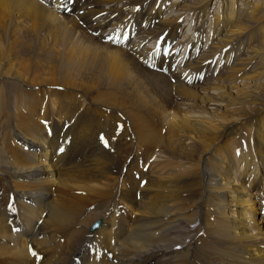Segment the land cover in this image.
<instances>
[{
    "label": "bare ground",
    "instance_id": "obj_1",
    "mask_svg": "<svg viewBox=\"0 0 264 264\" xmlns=\"http://www.w3.org/2000/svg\"><path fill=\"white\" fill-rule=\"evenodd\" d=\"M7 1L12 3V7L17 12L28 14L31 20L41 23V26L47 28L53 35L55 29L53 20H55L54 16L57 17L58 14L48 10L49 0H41V2H38L39 0ZM86 1L84 0L80 4L78 14V18L80 21L83 19L85 25L98 11L97 7L100 3H108L107 5L111 6L113 3L123 2V5L128 7L131 4L140 6L148 0H88V6H86ZM208 1L195 0L192 6L188 5L186 0L172 3L169 14L174 12L173 9H177L175 18L168 17L166 20L158 22L155 20L146 22V17L142 18L140 12L131 13L132 16L128 17L123 11H117L114 8L110 9L104 22L102 20L100 24L98 23L96 30L94 27V33L96 36L98 35L99 39L100 32L111 21H118L117 26L127 25L128 22H131L130 30L134 31L136 35L142 33L141 36L145 38L146 36L157 37L159 43L157 60L159 61H156L151 71L148 70L149 73L145 77L139 74L138 70H143L137 65L143 56L140 50L144 43L140 46L133 44L129 47L135 58L133 59L117 45L114 48H110V45L106 44L92 45L91 41H83V36L73 37L74 31L67 32L65 29L62 31L58 28H56V35L64 42L61 41L64 49L60 54L58 68H51L44 75L34 72L29 77V67L26 64L19 63L17 68H12L11 60H8L10 69L7 74L2 73L1 69L0 77L11 81L5 83L13 87L21 86L31 91H36V87L45 88L42 93L52 96L47 101L48 105L53 109H58L61 106L70 108L72 114L68 119L70 122L84 112H91L94 114L88 117L82 125L94 121L99 116L108 121L111 120L120 130L125 129L126 137H128L127 132H130L133 139L135 136L137 137L138 142L148 140L150 125L144 124L141 119L138 122L136 118H130L131 114L128 115L124 112L129 98L128 89L133 91V96L139 97L140 93L145 91L143 89L147 88V93L145 92V95L137 98L141 102L153 99L156 94L155 90L160 92L158 84L166 83L167 79L162 75L169 73L170 76H174L175 84L173 86L179 92L183 91L194 101L196 93L194 80L192 79L193 86L186 88L182 85V82L185 81L184 76L170 71L169 45L177 37L178 24L185 14H189L190 21L198 16L209 14L206 7ZM218 1L221 4V0ZM257 1L259 3L254 2L251 5L249 2H245V11H241L235 5L232 11L230 9L228 17L221 14L220 17L214 19L216 26L222 28V38L220 40L218 38L217 44L212 48L219 50L227 46L228 49L230 47L232 49L235 42L243 40L244 36L249 33L247 30L257 29L260 21L264 19V0ZM54 5L56 6L55 3ZM140 20H145L142 22L143 25L138 22ZM68 23L74 28L76 27L72 20L69 19ZM203 24L201 23L200 28L196 29V46L202 39ZM56 35L54 36L56 37ZM115 40L116 38L113 43H121V39ZM181 43H178V46ZM260 47L264 50V44H261ZM101 51L103 53L99 54ZM259 51L257 50L256 53ZM175 53L177 57L178 52L175 51ZM103 54L104 57L108 54L112 58L105 59L102 57ZM99 56L101 57L98 58ZM4 57L9 56L0 50V63L4 61ZM101 60L100 67H95ZM238 62L233 65L234 71H240L241 67L239 68V66L245 65L247 61L241 59L239 66ZM92 67L95 69L91 72ZM187 67L195 70L196 73L204 69V60L193 58L191 63L186 65L188 70ZM254 74L252 73L253 76L256 75ZM142 80L146 87L144 84L142 85ZM195 81H197L195 82L197 85V78ZM21 87L20 89H22ZM48 88L70 91L75 98L72 99V96L67 94L62 95L61 92H50ZM253 88L256 89V92L250 90L247 93L243 88H237L234 96L227 90L223 91L221 100L229 102L236 113L228 115L222 110L220 116L227 115L224 118L219 117V123L185 120L184 124L179 121L176 123L172 121L168 124L162 147L166 148L168 144L171 155L164 157L160 153L159 155L154 153L158 155L157 158H154L160 159L158 162L164 159L174 160L181 172L180 175H146L141 180L138 176L134 178L131 176L129 168L136 164V160L130 154L128 157L131 156L132 159L127 157L124 160L125 163H121L120 167L116 165L120 169L123 167L126 169L124 175L121 174L122 176L118 171L116 173L121 178L118 180V184L121 185L113 191V197L111 196L109 199L102 196L101 191L99 192L101 195L99 197H103L100 198V212H94L90 217L87 216L89 218L85 216L87 219H81L80 211L78 212L79 217L76 218L75 211H73L68 213V220L62 215L64 208L68 211L75 210L76 207H80L82 198L64 195L65 189L68 188L65 181H68L74 189L81 188L82 191L89 192L94 189V186L87 187L85 181L87 183L95 182L96 176H101L100 170L90 168L92 162L89 163L90 167L86 165L90 169L81 171L80 174L70 173L71 170L64 172L58 168L57 163L64 162L67 157H70L61 156L64 136L54 143L53 148L47 147L50 142L48 141L49 137L43 135L45 126H28L23 116L17 113V109L20 107L19 102L16 99L7 100V95H4L6 106L9 108L8 113L5 114L7 119L5 125H8L6 126L9 129L8 132L11 135L14 133L15 139L21 143L24 149L32 151L26 152L28 161L18 160L19 166H14L17 162L14 160L15 162L12 161V163L11 160L7 161L8 159L3 157L5 153H1L4 150L0 144V185L4 178L7 179L6 182H11L13 189L7 190V194L14 195L11 199L13 204L10 209H18L22 221L20 233L17 237H13L10 229L6 227L7 225L5 226L8 209L4 204L7 203V200L2 201L4 204L0 203V264H264V91L261 87L253 86ZM40 89L38 88V91ZM38 91L33 93L34 95H30L33 99L30 101L31 103L29 102V107L34 111L38 107L37 112H34L36 115H39L41 107V101H38V96H40ZM112 96L113 99L117 97L116 104H112ZM166 96L169 98L168 94ZM248 99H250L249 104L253 105L250 108L243 105ZM165 104L168 106V101ZM113 115L115 116L113 117ZM194 117L196 116H191V118ZM13 120H16V124L10 126ZM241 121L246 122L247 125L242 131H239L236 135L237 138H234L239 142L236 145L232 143L223 152L215 150L221 144L220 141L228 136L226 132L233 130ZM235 134L236 130L232 131L229 136H235ZM173 136H176L177 141L179 138V150L169 144ZM186 136L188 142L184 143L182 138ZM230 138L228 137L227 141ZM38 151L39 156L37 155ZM137 166L135 165V167ZM240 166H247L248 173H240ZM87 170L89 172L85 173ZM20 179H27L28 182L21 183ZM142 183L147 185L144 186ZM119 191L124 192L123 197L129 203L135 217L132 216L133 219L125 221L126 223H117L119 217H116L115 207L110 205L113 198L120 193ZM1 192L0 187V198ZM176 204L183 205L184 211L175 210ZM226 209H230L232 214H228ZM46 210L49 211V216L47 215V219L40 226L41 222L37 223L36 220ZM187 214L190 215L187 216ZM97 221L100 222V227L91 231V227ZM45 228L58 231L59 234L62 233L68 237L71 244L70 249L61 253V257L53 258L52 252H46L48 248L39 249V244L35 243L32 244L35 250L26 249L24 244L26 240L23 238L32 237L34 233L42 229L45 230ZM11 229L16 230L15 227H11ZM10 242L12 245L8 246ZM51 245L53 244H49V248H52ZM46 253L47 255H45ZM29 257H34L35 262L33 263L34 259Z\"/></svg>",
    "mask_w": 264,
    "mask_h": 264
},
{
    "label": "rangeland",
    "instance_id": "obj_2",
    "mask_svg": "<svg viewBox=\"0 0 264 264\" xmlns=\"http://www.w3.org/2000/svg\"><path fill=\"white\" fill-rule=\"evenodd\" d=\"M82 1L84 0H54V3L56 4L55 6L52 0H49L47 6V8L49 7L48 10L50 12L53 11V13L59 15V16L57 15V17L54 16L55 20H53V25L55 26V29L52 35V33L47 28L41 26V23L31 20L30 19L31 17H29L28 14L24 15L22 14V12L19 11L17 12V10L14 7H12L11 2H8L7 0H0V50L2 51V53L7 54L9 56V57H4L5 58L4 61L0 63V65L3 64L0 67V70L2 69L1 70L2 73L7 74V71H9L8 69L10 68L8 65L10 60H11L10 66L12 68H17V65L19 63L26 64V66L29 67L28 70L29 77H31L34 72L35 74L40 73L44 75V73L46 74L49 71V69L58 68L59 58H61L60 54L64 49V45L61 44L62 38H59L56 35V28H58V29H62V31L65 29V31L67 30V32L74 31L73 37L76 36L75 38H80L81 36H83V41L85 42L91 41L90 43H92V45L101 46L106 44L108 46L110 45L109 46L110 48H114V46L117 45V47L121 48L123 51H126L127 55L132 57L133 59L135 58L133 57V54H131L129 47H131L133 44L135 46L136 44L140 46L144 43V45L141 46V50H140L143 56L142 59L138 61L137 65L139 66V68L143 70L141 71L139 69L138 70L139 74L145 77L149 73L148 70L151 71L156 61H158L157 60L158 48L155 49V51L153 50L156 47L155 39H151L147 44L148 48L151 49L144 51L143 49L146 44V39L144 40V42L138 43L140 41L139 38L142 35V33L141 35L137 34L138 35L137 36L135 32L132 31L129 37L125 35V37L121 36L122 38L121 37L118 38V36L112 34L111 38L109 40H106L104 37L105 29H106L105 34L107 36H109V32L112 29H113V33H117L115 27L111 25V23L116 21L110 22V24L100 32V39L98 35L96 36V33H94V27L96 30L97 26L102 22V20L104 22V20L107 18L110 9L113 10L114 8L117 9V11L120 10L123 11V13H125V15H127L128 17L132 16V14L136 12H140L142 18L145 19L146 17V22H148L149 20H155L156 22H158L164 19L166 20L168 17L175 18L174 15L176 14L175 11H177V9H173L174 12L169 14L172 9L171 4L175 2H182V0H148L146 3L140 6L131 4L128 5V7L127 6L125 7L123 5L124 4L123 2H116L111 4V6H109L110 4L107 5L108 3H100L99 4L100 7L99 6L97 7L98 11L91 16L90 20L85 25L83 19H81L80 21V19L78 18V14L80 10L79 7ZM194 2L195 0H186V3L190 6L194 5ZM245 2H249L250 5L254 2L259 3L257 0H243V2H241V0H221V4H220V1L218 0H209L206 4L207 12L209 14L204 16H198L191 21L189 14H185L182 17V19H180V22L178 24V31H177L178 34L177 37L174 39L175 41H173L172 44L173 49L169 51V54H171V57L169 56L171 59L170 63H171V67L176 64L174 66L175 68H181L180 59L179 57L178 58L176 57L175 51L179 53L180 48H182V50H185L186 47L188 46V43L191 47H193L192 55L193 56L195 55L193 58L204 60V69L199 70L196 73L194 72L195 79L197 78V80L200 82L197 83V85L194 83V87H196L194 88V90L196 91V93L194 94V101L193 99L185 95L183 91L181 93L178 91V89L175 86H173L175 84L174 76H170L169 73L162 75L167 79L165 80L164 78L166 83L164 85L158 84V86L160 85L159 86L160 92L158 93V91L155 90L156 91L155 96L152 94L155 97V98L153 97V99H146L144 102H141L140 99H138L143 94L145 95L147 93L148 91L147 88L143 89L145 91L140 93L139 97L133 96L134 95L133 91L128 89L129 98L127 99L128 101L127 105L124 107L126 109L124 112L128 113V115L131 114L133 116V117L131 116L130 118L133 119L136 118L138 122L139 119H141V121L144 124L150 125L148 129V140L138 142L137 137L134 134L136 142L135 139L132 140L133 142H128L127 141L128 137H126L125 129H122L124 131H120V128L116 127L111 120L108 121L99 116L94 121L82 125L83 122L87 121L88 117L94 114L91 112L88 113L84 112L80 114L78 118H75L72 122H70L68 120L72 115L70 108H68L67 106H61L58 109L57 108L53 109L50 105H48L47 102L49 101V98L52 96L42 93V91H44L45 88L40 89V87H36L37 89L36 91H38V88L40 89L38 91L40 93V96H38V101L39 102L41 101L39 115H36L34 114V112H37L38 107L36 108V111H34V109L29 107L30 105L29 102L33 99V97L30 95H34L33 93H35L36 91L27 90L26 88L21 86H16V87L10 86V84L5 82H11V81L0 77V144L3 146V150H4L1 151V153L2 154L5 153L4 154L5 156L3 155L2 156L4 158L6 157L5 159L6 160L8 159L7 161L10 160L11 162L16 161L17 164L15 163L16 165L14 166H19L20 160L21 161L29 160L28 156L26 155V152L32 151L30 149H24L21 143L17 142L13 131H10L11 133H13L12 135L8 132L9 129L6 127L8 125L7 124L5 125L7 121V119L5 118V114L8 113L9 108L8 106H6L7 102L3 98L4 95H7V100L16 99L19 102L20 107L17 109V113L18 114L20 113L23 116V118L27 121L26 124L28 126L30 127H35L39 125H41L42 127L45 126L44 127L45 134L43 135L49 137L48 141L50 142L49 146L47 147L53 148L54 143L58 142V140L64 136L63 139L64 145L61 146L62 149L61 156L62 157L70 156V157H67L64 160V162L57 163L58 168H60L64 172H68L71 170L70 173L73 174H80L81 171L90 168H97L100 170L101 176L100 175L96 176L97 180L95 182L91 181V183H87V181H85V185L87 187L94 186V189L89 192L86 190L82 191L81 188L74 189V187L68 181H65V183L68 185V188L65 189L64 195H69V197L72 198L73 197L82 198L79 205L80 207H76L75 210L68 211L64 208L62 215L65 216V219L67 220L69 219L68 213H71L73 211H75L74 212L75 218L79 217L78 212L80 211L81 219H84L87 216L90 217L94 212L97 211L100 212V204H101L100 200L103 197H99L101 196L99 192L101 191L102 196H106L109 199L111 196L113 197L112 195L113 191H115L121 185L120 183L118 184V180H120L121 178L116 173L117 171L120 174L125 173V169H126L125 167L121 169L118 167H120L123 164L125 158H127L128 155L130 154L133 156V159L136 160L135 162L136 164L135 163L134 164L136 166L139 164L137 167H135L134 165L133 167L129 168L130 171L131 170L140 171L139 168H144L147 166V164L150 165L146 173H143L138 176L140 180L146 175L147 176H155V175L163 176V175H175V174L180 175L181 172L177 168V165H175L176 162L174 160L164 159L158 162V160L160 159L158 160L155 159L157 158L159 153L164 157L171 155L170 149L168 148V144L166 148L162 147V145H164L162 142L166 138L165 130L167 129L168 124L172 123V121H175V123L179 121L182 124H184L185 120H188L189 122L195 121L200 123H205L206 121L218 122L219 117L224 118L225 115H227V114H223V116H220L222 114V110L228 113V115H234L236 113L235 109L233 108L232 105H230L229 102H225L221 100L223 91L227 90L233 96L236 95L235 92L237 88L239 89L243 88L248 93L250 90L256 92V89L253 88V86L254 87L256 86V87H261L262 90L264 91V50H262L260 47L261 44L262 45L264 44V19L260 21L257 29L247 30V32L249 33L246 36H244L243 40L235 42L236 44L234 45V47H232V49L231 47L228 49L227 46L219 50H215L214 48H212L217 44L218 38L219 40L222 38L221 37L222 28L220 26H216L214 19L220 17L221 14L228 17L230 9L232 11L235 5L241 11H245L246 9L244 6ZM86 3H87L86 6H88L89 5L88 0L86 1ZM170 15L171 16L173 15V17H171ZM69 19L72 20V22L77 28L76 27L74 28L70 23H68ZM144 21L145 20H140L138 22L142 24V22ZM201 23H204L201 29L202 39L200 40V42H198L196 46L195 45V41L197 39L196 29L200 28ZM186 24L187 26H185ZM125 26L126 25H124L121 28V31L124 34H126V32L128 31L126 30ZM54 35H56V37ZM89 36L90 37L93 36V37L90 38ZM114 38H116L115 41L121 39L120 40L121 43L120 42L116 44L113 43ZM133 38H135V42L132 40ZM146 38H150V37L146 36ZM152 38H157V37H152ZM187 39L188 41L186 42ZM177 42L178 43L182 42V43L180 44V46H178ZM62 43L64 42L62 41ZM257 50H260L259 53L258 52L256 53ZM102 53L103 51H101V53L99 54ZM104 54L102 56L103 58L105 59L112 58V56L108 54H106L104 57ZM145 55L150 59V62L148 64L141 63L144 60ZM100 57L101 56H99L98 58ZM190 58H191L190 61H189V57L185 59V62L183 63L182 67L184 66L186 67L187 64L191 63L193 58L192 57ZM241 59L247 61L246 64L243 66H239ZM238 60L240 61L238 62ZM237 62L239 68L241 67L240 71L239 70L234 71L233 65L237 64ZM101 63L102 60L100 62L98 61L95 67L101 65ZM95 67L91 68V72L95 69ZM230 68L231 70L229 71ZM172 70L173 69L170 68V71ZM190 70L193 69L191 68H188V70L186 69L187 71L186 73L188 75L186 78V83L185 81L182 82L183 83L182 85L185 86L186 88H191L193 86L192 78H191L192 72ZM99 72L100 69L98 70V73ZM252 73H255L256 75L254 74L255 76H253ZM139 74L138 76H140ZM188 79L191 82H188ZM143 84L146 87L144 81L142 82V85ZM220 86L221 88H219ZM20 87L22 89H20ZM11 88H13L14 90ZM167 88L169 89L167 90ZM48 90L50 92L53 91L61 92L63 93L62 95H66V94L70 95L72 96V99L75 98L73 97L74 94L71 95V92L67 90L65 91H63L62 89L53 90L51 88H48ZM167 94L169 95V98L166 96ZM132 96L134 97V99ZM116 99L117 97L115 99H113V96L111 97L112 104L117 103ZM171 100L173 101L172 104H171ZM249 100L250 99H248L247 102L244 100L245 103L243 105H245L247 108L253 106L249 104ZM167 101H168V106L165 104ZM104 102L106 101L104 100ZM1 104L5 106H2ZM108 113L111 114L109 111ZM114 116L115 115H113V117ZM191 116H196V117L191 118ZM60 121L62 122L60 123ZM15 124H16V120H13L10 126H15ZM246 125H247L246 122L241 121L239 124H237V126L233 130H229L228 132H226V135L228 136L224 138L222 141H220L221 144L217 148H215V150H219L223 152L228 146L232 145V143L236 145L239 141L235 140L234 138H237L236 135L239 133V131H242L246 127ZM132 129H134V127H132ZM235 130H236L235 136L233 135L229 136L231 135V132ZM134 131L137 132L136 130ZM228 137H231L229 141H227ZM182 142L184 143L188 142L187 136L182 138ZM169 144L173 145L177 150H179L180 148L179 138L177 141L176 136L171 137V141L169 142ZM101 149L103 150V152ZM132 151L134 152L130 153ZM154 153L156 154L158 153V155ZM37 155L39 156V151L37 152ZM138 159H142L143 163L140 164ZM89 163H91V167ZM86 165L89 166L90 168L89 167L87 168ZM240 168H241L240 173H246V174L248 173L247 166H243V167L240 166ZM87 172L89 171L87 170L85 173ZM99 177L102 179L99 180L98 179ZM6 181L7 179L4 178L3 182ZM19 181L21 183H24V181L26 183L28 182L27 179L26 180L20 179ZM142 184L144 186L147 185L146 183H142ZM122 186L125 187L124 185ZM0 187L2 191L0 203L4 204L2 201L7 200V198L3 194L7 193L8 189L12 188V184L11 182H6L4 185L1 184ZM109 188L111 189L108 190ZM119 192L120 193L115 198H113L110 205L115 207L116 205H118V203H120L122 209L115 207L116 217L117 218L119 217L117 219L118 220L117 223L119 222L126 223L128 220L133 219L134 214H132V210L129 203L123 197L124 192L123 193H121L122 191ZM7 204L8 202L4 205L6 206ZM7 209L10 210V208ZM230 209L228 210L226 209L225 211L228 214H232L230 212ZM175 210L184 211V206L180 204H176ZM47 215L49 216L48 210L43 212L39 217V219L36 220L37 223L41 222L40 226L47 219L46 218L48 217ZM188 215L190 214H187V216ZM64 235L65 234L62 233L59 234L58 231L45 228V230L42 229L41 231H37L36 233H34L32 237H25L23 239L26 240L24 242L26 249L35 250L32 244L34 243L39 244V249L48 248L46 252H52L51 253L52 257L56 258V257H61V253L66 252L68 249H70L71 244L68 240V237ZM9 244L10 245L8 246H11L12 242H10ZM49 244H53L51 245L52 248H49ZM39 249L36 248V250ZM45 255H47V253ZM29 258L34 259L33 263L35 262L34 257H29Z\"/></svg>",
    "mask_w": 264,
    "mask_h": 264
}]
</instances>
